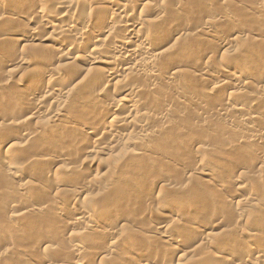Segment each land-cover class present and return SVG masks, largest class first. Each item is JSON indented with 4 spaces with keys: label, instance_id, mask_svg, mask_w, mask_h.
Segmentation results:
<instances>
[{
    "label": "rangeland",
    "instance_id": "374dc122",
    "mask_svg": "<svg viewBox=\"0 0 264 264\" xmlns=\"http://www.w3.org/2000/svg\"><path fill=\"white\" fill-rule=\"evenodd\" d=\"M5 1L3 3H1L2 2L1 1L0 5L11 7V8L17 6L16 3H14L15 1L17 2V0L15 1L5 0ZM117 1L120 3H123L124 0H117ZM165 1L167 0H164L161 2L167 3V6L164 3H162L164 4L162 6H166V10H167L166 13H168L169 15H172L174 17V15L176 14L175 17L177 16V18L175 17H174L175 19L173 18L175 20V21L173 20L174 21L173 23H175V26L177 23V27L179 28V30L184 29L183 33L185 30L187 32L191 31L192 29H194L197 25L201 24L202 22H205L206 20L207 21L212 20L210 19L211 17L220 15V14L228 15L230 17L229 18L230 20L217 23L215 27L210 28V30L214 32L216 31L215 33H218V35L222 37L232 38L236 36H239V37L241 36L240 40L241 39L246 40V37L245 39L243 38L244 35L247 36L251 34L249 37L250 39L251 36H254L255 34L257 35L258 32H260L259 34L260 36H262L264 33V29L262 28L264 27V15L263 14L261 15L258 12H256L255 14V12L252 13L251 11L249 12V10L245 9V5L251 4V6H254V5L257 6V5H260V3L262 4L263 0H179L180 2L178 0H176V2H173L171 0L169 1V3ZM170 2L171 3L173 2V3L171 4ZM176 3H180V5L177 7L175 6ZM159 4L161 6V3ZM89 5H90V1H89ZM146 14L149 20H152V19L154 20L153 16H151L152 15L151 13H150L151 15L148 13ZM136 16H134L133 18H136ZM109 20L110 21L105 22V24L109 25L112 18H110ZM0 26H1L0 29L3 32L4 28L2 27H6V23L0 22ZM170 26L169 27L167 26V27L171 28L169 31L173 30L171 31L172 33L171 32L167 33L168 29H165L164 33L167 34V36H165V34L163 33L161 34V37L166 38V39L163 40L162 38H159L158 42L160 44L158 46H161L164 44L161 47V49H167V48L173 47L174 45V48H176L178 47L179 44L181 45V43H184L182 41H185V46H186V47L184 46L181 48V50L183 48L185 49H183L180 53H174V50H171L168 52L167 55L168 57H170V60L167 61L166 64H168V66H170L171 68L181 66V69H183L184 72L192 71V66L194 64L202 61L203 59L202 57L204 55H206L207 53H209L210 51L218 47L216 40L206 39L201 36L195 37V36L190 35L188 37H185L186 39L184 38L181 41L177 42V40L174 39L172 34L175 33L176 29L178 28H175L174 24ZM172 28H175V29H172ZM260 28L263 31L258 30ZM15 29L22 32L23 30L26 29V27H24L19 22L17 26H15ZM259 35L257 37L255 36L254 38L257 41L255 40L252 41V38L250 40L247 39L244 42L243 40H241V42L236 41V43H234V45L236 46L234 47L233 51L230 50V52L232 53H230L229 51H226L227 49L224 50L220 48L218 54H216L215 55L216 57H214L213 59L214 62L209 60L211 62L210 69H211V73L213 74V77L201 79L194 75L189 76V74L185 72L183 73V76H181V78L179 77L178 79L173 80V81H165L162 79H155V78L153 79V77L151 78L148 75L149 72L146 71L145 74L147 75L146 77L147 81L150 79L152 80L153 84H155L151 90L148 87H147L148 89L144 88L145 86H148L146 82V78H143L142 80L139 78H138L139 80L134 79L135 82L133 81L134 84L132 83V85H135L136 81L138 80L137 83L142 86L141 87L142 93L139 97H142V99H144L143 104H145V106L141 105L142 107L140 106L138 109H134V112H135L136 110H140L141 108L140 111L135 112L136 113L135 116L139 115L138 117H136L138 123L141 120L140 118L141 113L149 112L151 116L157 114L156 116H153V117H157L158 115L163 113V110L165 108H168L171 111V113L168 112V115H167L168 117H166V119L168 118L167 123L169 126L168 125H166V127L164 126L162 130L159 127H163V125L161 126L160 124V126L157 127V125L159 124H157L155 120H152V121L148 120V122L147 121L144 122L145 126L147 127V128L144 127V129L146 128L149 134L152 133L151 134L152 137H150L149 140L147 139L144 142L143 146L144 147L146 146L145 148L143 146L142 147L140 146V148L139 146L134 147V145H131L132 143H130V145L129 144L125 145L126 143L124 141H121V143L118 144L120 148L116 146L115 149H113L107 155L103 153H97V154L90 155L88 158V161H84L85 163L82 164V168H81L82 173H79L78 176L76 175L73 176L74 175L73 173V175H71L69 178L68 176L66 177V175H69L72 173L67 174L65 171V168L68 165L76 166L77 163L74 161V159L72 160V162L67 161L66 163L64 161L63 163H65V165L63 163L62 164L58 163L60 166L59 165L55 166L53 163L47 164L44 161L42 163L40 162L42 160L40 161L36 160L46 154L55 155L56 151H58L57 146L60 147V142L63 144V142H65L64 140L66 139H67L66 141L67 143L65 142L64 145L69 143V146H70L72 139L70 138L71 140L70 139L68 140L69 133L66 134L65 127L60 128L61 130L59 128H55V130H53L54 128L53 129L49 128L47 127L48 125H45L46 126L45 127L44 125H42L46 123L45 121L46 118L44 116L43 117L45 119H41L39 121L32 120L30 122L29 121L30 119H29L28 120L29 122H24L23 124L24 126H22V124L20 123V121L24 120V118L30 116L29 115L30 113L28 112L29 111L28 109L30 108V106L26 104L25 105L19 104L20 103L19 99L25 96H29L31 100H28V101H30L31 103H36V101L40 100L39 99L40 95L35 94L34 96H30V94H28L27 86L31 82L30 81L31 79L29 78V74L21 69L18 70L15 67H10V64L8 62L16 58L18 54L20 55V52L21 53L24 52L25 49L28 48L30 45L24 46L25 44L23 43L21 46H24V47L17 46V47H12L9 50L8 48L6 49V46H0V85H2L1 87H3V89L0 87L1 88L0 89V114H1L0 115V264H48V263H52V264L69 263L70 264L71 262H75L79 260L78 259L79 257L73 256V255L71 256L72 253L69 254L68 256V254L64 252V250L69 249V248H66V246L69 247L67 245L69 243L62 244L64 241H68L72 239L75 234L74 232H79L78 229L77 231H75L76 228L79 227V225H76L75 227H71L66 224H63V223H68L71 221L73 217V213L75 214L76 207L78 205L83 206L86 209L87 208L88 209L90 208V210L94 209V210H91V213H93L94 216L96 215L95 219L97 222L101 221L100 223H98L99 226L100 227L105 226L107 227L108 231H111L113 229V231L118 233L116 237L119 238V236H121V238L118 239V242H120L122 247L125 246L124 248L126 250L127 249L129 250V248L130 249L133 248L134 250L136 249L135 251L138 250V251L143 252L144 254L146 253V255L148 254L147 255L148 257L152 259L154 257L153 262L156 264H166V263L167 264H184V262L181 263V261L177 257L173 259V257L169 255L170 254L168 252L169 247H167V245L165 244L163 245L162 242L157 241L158 240L157 238L156 240L155 239L148 240L149 239L148 237L150 238L151 237L153 238V236L154 238L156 237L155 235L152 234L153 230L156 227H159V226L163 227L164 225V226H168L171 230L172 228H175L176 226L175 224L177 223L176 221H179L180 219H182V216H184L185 214L195 215L197 214L196 212H206V213L208 212L207 214L209 216L212 214L214 215V217L216 216L218 217V216H221L223 212H224L223 214H226L225 213L226 211L224 210L228 209L230 211L227 210L228 211L227 213L232 215L234 214V212L231 210L232 208L229 205L226 207L227 204H233L237 202L239 199L243 198V196L247 197V196H250V194H255L257 195L258 198H261V194L259 193H262L264 189L263 190H259V189H261L262 187L260 186L264 184L263 182L264 172H262L263 175L260 173L261 171H259L258 169L260 166H258L257 164L258 162L257 159L259 156L264 157L263 155L264 147H255V149H253L252 152L248 153L247 149H243L241 147L239 149V146L237 144L238 139L241 136L244 137L245 134L246 135L250 134V131L248 130L247 126H249V129L252 128V126H254L252 129H260L264 127V81H262L261 83V81H259V78L249 79L247 78V74H246V73H251V74L253 73L256 76L260 75L261 77H264V35L262 37H260ZM1 38L2 37L0 36V39ZM161 39L163 40L162 42H161ZM22 48L24 51L21 50ZM29 48L31 49V47ZM236 48L238 50H236ZM184 50L187 51L188 54ZM210 55L211 53H209L207 56L209 57ZM204 60L206 59H203V61ZM32 66H33L32 69L34 70L38 69V72L39 70H41V66L40 67L37 65H32ZM79 67L83 68L84 66L82 64H79L78 68ZM244 67L245 68L247 67V68L245 69ZM230 69L231 70L236 69L237 71H239V73H241L240 75L242 76L240 77V80L245 83L244 85L246 87V90H244L245 92L243 91V94L237 93L238 90L235 87H233V85L232 86L229 85L226 90H223L221 95L215 96V94H213V90H215L216 83L218 81L217 78L215 77L216 74L221 72V70L227 71ZM243 69L245 71H243ZM7 70L8 71L12 70V71L8 72ZM241 70L243 73L241 72ZM75 72L76 74H74ZM81 73L82 72H80L79 70L77 72V70L74 71L73 69V71L70 73L73 75L72 76L69 75L71 76V78H73V79H70L69 81L72 84H68V85L72 87L75 84L79 83L81 81L79 79L82 78L80 77L82 76ZM189 73L193 74L191 72ZM77 74L78 75L81 74V75H79V77L76 78L75 75ZM121 76H124V74H121ZM3 77H6V78H3ZM190 77H193V78H190ZM131 78L133 79L132 76H130V79ZM74 79L75 81H73ZM118 79L120 78L118 77ZM262 79L264 80V78ZM2 81L4 82V84H2L3 83ZM71 87L69 89H71ZM117 91H118V94L116 93ZM120 91L121 90L117 88V90L113 92V95L108 94V97H110L109 95H111V97L113 98L115 94L117 95H115L114 98L116 96H118V98H120V96L124 97V94ZM204 91L208 93L212 92V95L214 96L208 97L207 95L203 94ZM121 93L122 95H120ZM245 93L247 94L244 95ZM257 93L259 94L257 95ZM236 96L238 98L234 101L233 98H236ZM253 96L255 97L258 96L257 100L255 99V97L251 99V97ZM107 98H104L105 99L104 100L105 102L103 101L104 103L107 102L106 101ZM229 98L231 100L233 99L234 102H238L246 106L248 114H251L254 117H256V119H254L255 121L253 120L254 121L253 125L248 124V125L241 126V127L238 126L236 122L237 120L239 121V119L240 120L247 119L245 118V115H246L245 113L231 112V114L235 115V117L233 116L234 117L233 119V117L231 118L230 117L231 115H230L229 118H227L228 120L226 118L224 119L222 117H219V115L217 116L216 111H220L219 108L221 109L223 107L222 105L225 103L224 99H229ZM255 100H256V103H255ZM16 101L19 102L18 103L19 105L16 104L17 103ZM46 105H47L46 106L47 109L49 108V109L55 110V109L60 108V105L54 104V102L47 103ZM123 107L125 106H121L122 109L121 108L119 109L121 110V112L119 111V113H123L122 111L125 109V108L123 109ZM145 108L147 111L145 110ZM248 108L250 109L248 110ZM68 112H70V110ZM67 114L69 115L71 113H67ZM85 114L79 113L78 122L77 124H75V131L76 129H78L77 132L80 131V128L82 126L80 125L81 122L79 119L82 118L83 120L86 116ZM5 119L8 120L9 122L13 121L14 124L15 122L20 123V125L19 126L16 125L13 127L10 125L11 126L10 127L7 125V122L3 121ZM42 120H44L43 121L44 123L41 124ZM101 120H100V123L101 124L103 123L102 126L108 125L109 123L108 120H104V119H101ZM2 122L3 124H1ZM211 122L212 123L214 122L213 123L214 127L212 126ZM228 122L229 124L230 123L231 124L228 125ZM144 123H142L141 125L144 126ZM38 124L40 126L42 125L43 127H45V129L42 131V134L36 138V140L28 141L22 137L23 136L22 133L24 132V129L30 130ZM231 125H234V126H231ZM21 126L22 127L26 126V127L22 128ZM29 126H31V128H27ZM189 126L190 127L193 126V127L190 128ZM199 127L201 130L199 129ZM227 127L228 129H226ZM46 128L50 129L49 131L51 132L45 131L47 130ZM134 130H132L134 132L133 134L136 135L137 131H134ZM57 131H58V134L56 133ZM222 131H225V132H222ZM231 131H233L234 133ZM54 132L57 137L53 141L54 143H52L51 141V144H50L48 143L49 141H46V140ZM61 133H63V135ZM123 133L125 136L130 135L132 138H134L133 135L129 134L127 131ZM131 137H126V140L131 139ZM40 141H42L43 143ZM130 141H126V142L129 143ZM28 142H30L31 144ZM232 142L237 145L232 144ZM227 143L228 145H226ZM53 144L54 145L56 144V145L53 146ZM229 144L233 146L231 147ZM32 145H35L34 146L35 148ZM64 145H62V147L66 146ZM74 147H75L74 145L73 147L72 145L70 147H68V145L66 146L67 149L72 148L73 150L75 149ZM202 147H206L208 150L206 149L201 150ZM141 148L144 151H141ZM217 149L220 150L221 152L220 151L217 152ZM131 153H134L135 155ZM33 155H37L36 156L37 158L35 157V160H34ZM91 157L95 158L93 161L94 162L93 164H90L92 163V161H90ZM196 157H200L202 161L200 164L202 166V170H205L204 171L205 173H210V174L212 173L215 175L217 174V176L220 178L221 185L224 186V189L222 191L220 189L217 190V188H215L214 185H203L202 181L200 182L198 180H195V179H199L202 176H194L196 178L192 179L191 168L195 164L194 159H197ZM36 161L39 164L42 163L43 165L42 164L38 166L35 165L34 163H36ZM117 162H120V163L117 164ZM16 165L21 166L23 170L22 169L20 170L21 173L19 174V176H17L18 177L17 179H13V178L11 179V177L7 176V174L4 171H6V168L8 166L16 167ZM57 166L60 170L57 169ZM62 166H63V169L61 168ZM121 166L122 168H120ZM23 167H26V168H23ZM257 171H259V173ZM253 172L254 174L256 172L257 176L261 174L262 179L260 178L259 180L260 175L258 179H257V176L254 177V175L251 174ZM80 174H81V177H80ZM242 174L247 175V176H244L245 178L244 177L240 178L242 179L240 181H244L243 184L246 186L241 193L239 192L237 195H234L233 193L235 191L234 185L237 183L236 180H238L239 177L243 176ZM34 175H36L37 177ZM105 177H109V179ZM120 177L123 178L122 181ZM32 178H34L38 182L32 181L33 180ZM243 179H247V181ZM106 180L107 182H105ZM26 182L27 183L30 182L29 184L31 185V188H28V185H29L28 184L24 192L26 193L28 192L27 195H30L28 196L30 197V199L28 197H27L28 199L22 198V196L19 194L20 186H23L22 184H27ZM35 183L36 185H34ZM83 183L87 184V186L86 185L83 186ZM80 186H83V188L86 190L79 193L81 190ZM263 188H264V185H263ZM16 194L19 196L15 197ZM55 196H59V197L61 196L60 198L61 199L63 198L60 203L61 205L58 204L59 209L61 208L60 211L62 210L61 216H60L61 218L58 216H54L55 214H53L54 212L52 210H55V208L51 210L52 212L50 211V208H53V206L56 207L55 204L53 205V203L52 204L50 203V201L53 200V198L55 199ZM222 203H225L226 205L223 204L224 206H222ZM42 204H43L44 212L42 210L43 209L42 207L40 209L38 208L39 213L41 212L40 214L39 213L38 214L42 216H39L38 214H35L33 212H29V213L25 212L27 211V209H32L33 206L39 207ZM48 204H50V206L51 205L53 206L50 208H47L49 206ZM134 204H136V206H134ZM12 206H15V208L17 207L16 208L17 210L15 209L16 211L13 212ZM100 207L102 209H100ZM222 207L224 208L226 207V208L222 209ZM220 209L222 210L220 211ZM136 210L137 211L140 210V211L136 213ZM263 211H264V208L261 210L255 209L253 211L254 212L253 217L256 220V223L260 224V226L262 227H264V212ZM27 215L29 218H27ZM35 215L36 216L38 215V217H36ZM13 216L14 217L17 216V217L14 218ZM12 217L13 219H9ZM55 217L56 218L58 217L59 219L58 218L57 219L62 222L57 223V220ZM104 218L106 220H104ZM173 218L176 219V221ZM11 227L14 229V231ZM6 228L8 229L5 231ZM225 228L226 227L217 229L215 231V233H217L216 236L223 237V235L224 236L227 235V233L225 234L226 231H223ZM242 228L248 229V227H246L245 225ZM9 229L13 231L14 233L7 232L9 231ZM147 229H149L148 234L146 232ZM139 230L141 231L144 230L145 231L144 233H146V236L148 237H144L143 239L139 240L140 233H138L137 235L135 233L136 231H139ZM58 231L60 232V237L62 235L66 237L65 238L62 236V238H64L65 240H62L60 237L59 239L54 238L52 241L56 242V243L53 242L55 243L53 245L55 246L53 247L55 249L52 248L50 250L45 251V249H43L44 246L41 244V242L42 241L44 242V239L49 241L50 240L49 236L54 235L53 233L55 232H56L55 234H57ZM99 232L101 233V231ZM98 233H97V237H96V234L94 233H93L94 237L93 235L91 236V234L87 235L86 238H88L87 239L88 242H86V239L82 240L83 243L85 241V245L88 243L87 244L88 246L86 245V248L89 249L92 253L95 251H98L97 249L100 246H101L100 248H104L102 247V245H100L101 243L105 246L104 243L108 244V241H110L109 240L110 238H108L109 237L108 234L105 235L106 233H101V235H104L106 237L108 236L105 239V237L103 238V236L101 235L98 237V235L100 234ZM170 233H172L175 237L180 236L178 235V233H175L173 230L170 231ZM70 234H73V235H70ZM67 236L69 237L73 236V237L68 239ZM95 237L100 239V240L98 239L99 240L98 243H100L99 245L95 244L97 243L96 241H98ZM188 237L190 238L189 235L187 237L182 236L183 238L182 240L184 241L183 245L185 247H186L185 244L188 245L189 243ZM101 238L105 240L101 242ZM145 238L148 240V242L147 240L143 241ZM60 239L62 240V243H58ZM90 239H92V241L96 239L94 240L95 241L94 243L95 245L93 244L94 246L92 245V243H90L92 242ZM131 239H133V241ZM249 239L250 238L244 239L247 242L246 243L244 241L245 243V244L243 243L244 247H246L248 242L250 243L252 242V239L250 240ZM187 241L188 243H186ZM194 245L197 246V243ZM26 248H29V249L31 248L30 250L32 252L34 251L33 253L31 252V254L33 255V258L31 259L33 260H30L29 258L25 259L24 257L19 256L14 253L15 250L16 251L21 250V249L23 250ZM190 249H192V247L190 248L188 247L187 249L184 248V253H186L187 250L189 251ZM262 249H264V243L261 246L260 250ZM61 252H64L65 254L64 253L61 254ZM69 252L70 251H67V253ZM191 252L192 251H190V253ZM122 253L123 251L120 253L119 251H117V253L110 254L105 258L96 257L94 255L93 256L91 255L92 257L89 256V258H85L84 259L85 261L83 262L84 264H135L132 261V258L127 257ZM190 253H187L191 255V257L188 255L190 258L188 257V260L186 259V262H185L186 264H203V263H207L211 261L210 259H212V258L209 259L210 256H207V254H205L206 256L205 257V256H200L202 254L200 255L196 254L198 256L193 254L194 255L193 256ZM66 255L68 257H66ZM167 255L170 256V258ZM108 257L110 258L109 260H108Z\"/></svg>",
    "mask_w": 264,
    "mask_h": 264
},
{
    "label": "bare ground",
    "instance_id": "6f19581e",
    "mask_svg": "<svg viewBox=\"0 0 264 264\" xmlns=\"http://www.w3.org/2000/svg\"><path fill=\"white\" fill-rule=\"evenodd\" d=\"M4 1L5 0H0L1 3H3ZM87 1L86 0H17V2L16 1L14 2V3H16L17 6L13 7V8L0 5V22L6 23V27H2V28H4V31L2 32V30L0 29V31H1L0 36L2 37L0 39V46H6V49L8 48V50H9L12 47H17V46L18 47H24V46L30 45L29 47H31V49L28 47L24 51L22 48L21 50H23L24 52H22V53L20 52V55L18 54L16 58L12 59L8 63L10 64V67H15L18 70L21 69V70H23L29 74V78L31 79L30 80L31 82L27 86L28 94H30V96H34L35 94L40 95V98H39L40 100L37 99L38 101H36V103H31L30 101H28V100H31L29 98V96H25V97L21 98L22 100L19 99L20 101L17 100L20 103L16 101L17 102L16 104H18V103L21 105L26 104V105L30 106V108L28 109L29 110L28 112L30 113L29 114L30 116H28L29 118L28 117H26L27 119L24 118V120L20 121V123L22 124V126H24L23 125L24 122H29V121L31 122L32 120L39 121L41 119L46 118L47 119V120L45 119L46 123L43 122L44 120H42V122L40 121L41 124L44 123V124H42L44 126L48 125L47 127L52 128V129L54 128L53 130H55V128L60 129L62 127H65L66 134L69 133L68 140L70 138L72 139L70 146L72 145V147H73V145H74L75 149L73 150L72 148H70V149L66 148L67 145H68V147H70L69 143L65 144L66 146L64 145V143L67 141V139H66V140H64L65 142H63V144L60 142V147L57 146L58 151H56L55 155L54 154H51V155L46 154V155H44L41 158L36 159V160L37 161L42 160L40 162L43 163V161H44L47 164L53 163L56 166V165H59L58 163L62 164L64 161L66 163H67V161L72 162V160L74 159V161L78 165L75 163L76 166L75 165L74 166L68 165L70 167L67 166L65 168V171L67 174L72 173V174L66 175V177L68 176V178L71 175H73V173H74L73 176H75V175L78 176L79 173H82V171H81L82 164L85 163L84 161H88V158L90 155L97 154V153H103V154L107 155L109 152H111L113 149H115L116 146L118 148H120L118 146V144H120L121 141H124L126 143L125 145H127V144L130 145V143H132L131 145H134V147H137V146H139V148H140V146L142 147L144 145V142L147 139L149 140L150 137H152V135H151L152 133H150V134L148 133V131L146 129L147 127L145 126L144 122H146V121L148 122V120L149 121L155 120L156 123L159 124V125H157V127L160 126V124H161V126L163 125V127H159L162 130H163L164 126L166 127V125H168V123H167L168 118L166 119V117H168L167 116L168 112L171 113V111L168 108H165L163 110V113H161L157 117H153V116H156L157 114L151 116L150 113L147 112V113H141L140 114L141 120L139 118V120H140L139 123L136 119V117H138L139 115L135 116L136 115L135 112L140 111L141 108H140V110H136L135 112H134V109H138L141 105L145 106V104H143L144 99H142V97H139L142 93V88H141L142 86L139 85L137 83V81L139 79L142 80L143 78L147 77V75L145 74L146 71L149 72L148 75L151 78L153 77V79L154 78L155 79H162L165 81H173V80L178 79L179 77L181 78V76H183V73H185V72H187V74H189V76L194 75V76H197L201 79L213 77V74L211 73V69H210V64H211L210 61L214 62L213 59H214V57H216L215 55L218 54L220 48H222L224 50L227 49L226 51H229V52H230V50L233 51L234 47L236 46V45H234V43H236V41L241 42V40H243V39L240 40L241 36L240 37L236 36V37H232V38L222 37V36L218 35V33H215L216 31L214 32V31L210 30V28L215 27V25L217 23L230 20L229 19L230 17L228 15H225V14H220V15H216L214 17H211L210 19H212V20H209V21H207V20L205 22L201 21L202 22L201 24L198 23L199 25H197L191 31H188L190 33H188L186 30L183 33L184 29L180 28L182 30H179V28L177 27V23H176V26H175V23H173L175 21L174 19L177 18V16L175 17L176 14L174 15V17H175L174 18L172 15H169L168 13H166L167 3L161 2L164 0H124L123 3H120L117 0H87ZM89 1H90V5H89ZM169 1H171V0H167L165 2L169 3ZM172 1L176 2V0H172ZM5 2H7V1H5ZM159 3H161V6ZM162 3L166 4V6H162V5H164ZM179 5H180V3L175 4V6H177V7ZM172 8H174V7H172ZM245 9L249 10V12L251 11L252 13L255 12V14H256V12H258L259 14L264 15V0H263L262 4L260 3V5H257V6H255V5L251 6V4L245 5ZM146 13H148V14L151 13L152 15L151 14L150 15L153 16L154 20L153 19H152L153 21L149 20ZM116 16H118V17H116ZM134 16H136V18H133ZM113 17L115 18V20ZM110 18H112L110 24L109 25L105 24V22L110 21L109 20ZM19 22L24 27H26L25 30H23V31L21 30L22 32L15 29V26H17V24ZM172 24H174L175 28H178V29H176L175 33L172 34L174 39L177 40V42L181 41L182 39H184L185 37H188L190 35L195 36V37L201 36V37L206 38V39L216 40L218 47L209 52V53H211L212 56L210 55L208 57L207 55L209 53H207L206 55L203 54L204 56L202 58L206 59V60L203 61V59L201 58L202 61H200V62L198 61L199 63H196L192 66V71H185L184 72L183 69H181V66L171 68L170 66H168V64H166V62L170 60V57H168V55H167L168 52L171 50H174V53H180L183 49H185V48H183L181 50V48L185 46V41H182L184 43H181V45L179 44L178 47L175 46L176 48H174V45H173V47H170L167 49H161V47L164 44L161 46H158L160 44L158 41H159V38H162L161 34H163L165 32V29H168L167 33L173 31V30L169 31L171 28H168ZM0 28H1V26H0ZM175 28H172V29H175ZM262 28L264 29V27H262ZM258 30L263 31V30H261V28ZM259 34H260V32H258L257 35L255 34L254 36H251L252 41H254V40L257 41L254 38H255V36L257 37ZM250 35H247V36L244 35L243 38L245 39V37H246V40H247V39H249ZM263 35H264V33H263ZM165 36H167V34H165ZM262 36H260V37H262ZM162 39L164 40L166 38H162ZM162 39H161V42L163 41ZM246 40H243V42ZM23 43L25 45L21 46ZM252 43H254V42H252ZM236 50H238V49L236 48ZM185 52L188 54L187 51H185ZM230 53H232V52H230ZM49 55H51V56H49ZM232 55H234V54H232ZM166 56H167V58H166ZM228 57H229V55H228ZM188 58H189V56H188ZM79 64H82L84 67L78 68ZM32 65H37L39 67L41 66V70H39V72H38V69H36V70L32 69V67H33ZM73 69H74V71L77 70V72H78V70H79L80 72H82L81 73L82 76H80L82 78L79 79V80H81L80 82L78 81L79 83H77L71 87L68 84H72L69 81H70V79H73V78H71V76L73 74H70L73 71ZM12 70H9V71L7 70V71L10 72ZM166 70H167V72H166ZM243 71H245V70L243 69ZM189 72H191L193 74H190ZM241 72H242V70H241ZM120 73L124 74V76H121ZM74 74H76V72ZM81 74H79V75H81ZM240 74L241 73H239V71H237L236 69H233V70L230 69L227 71L221 70V72L217 73L215 76L218 81L216 83L215 90H213V94H215V96L221 95L223 90H226L229 85L230 86L233 85V87H235L238 90L237 93L243 94V91L246 90V87L244 86L245 83L240 80V77L242 76ZM246 74H247V78H249V79H253V78L258 79L259 78V81H261V83H262V81H264L262 79L264 77H261L260 75L256 76L253 73L252 74L246 73ZM69 75H71V76H69ZM77 75H75L76 78L79 77V75L78 76ZM130 76H132L133 79L132 78L130 79ZM118 77L120 79H118ZM3 78H6V77H3ZM190 78H193V77H190ZM134 79H138V80L136 81L135 85H132L133 81L135 82ZM73 81H75V79ZM129 82H131V83H129ZM146 82H147L148 86H145V87L143 86L146 89L150 88V90H151L155 85V84H153L152 80L149 79L147 81V78H146ZM2 84H4V82ZM1 86L2 85H0V87ZM3 86H5V85H3ZM70 87H71V89H69ZM244 87H245V89H244ZM1 88L3 89V87H1ZM117 88L121 90L120 92H122L124 94V97L120 96V98H118V96H116L114 98V96L118 94V91L116 92L117 94H115L113 96V98L111 97V95H113V92L116 91ZM122 93L120 95H122ZM201 93H202V91H201ZM247 93H245L244 95H246ZM108 94H111V95H109L110 97H108ZM203 94L207 95L208 97L214 96V95H212V92L208 93V92L204 91ZM240 94H238V95H240ZM258 94L259 93H257V95ZM237 96H236V98H233L234 101L239 97V96L238 97ZM249 96H250V94H249ZM107 97L110 99H108ZM254 97L255 96L251 97V99ZM104 98H107L106 103H104L105 102ZM257 98H258V96L255 97L256 100H257ZM233 99L232 100L230 98L224 99L225 103L222 105L223 107L221 109L219 108L220 111H216L217 116L219 115V117L227 119V118H229L230 115H231L230 116L231 118L233 116L235 117V115H232L231 112L245 113L246 114L245 118H247V119H245V120L239 119V121L235 120L237 122L238 126L241 127V126H245L248 124L253 125V123L255 121L254 119H256V117H254L251 114H248L246 106H244L243 104H240L238 102H234ZM256 100H255V103H256ZM28 102H30V103H28ZM52 102H54V104L60 105V108L55 109V110L49 109V108L47 109L46 104L52 103ZM16 104H14V105H16ZM121 106H125V107H123V109L125 108L122 111L123 113H119V111L121 112V110H119L121 108ZM23 108H24V106H23ZM26 109H27V107H26ZM249 109L250 108H248V110ZM69 110H70V112H68ZM145 110H146V108H145ZM67 113H71V114L68 115ZM75 113H77V114H75ZM79 113H83V114L86 113L85 114L86 116L83 120H82V118L79 119L81 122L80 125L82 126L80 128L81 132L80 131L77 132L78 129H76V131H75V124H77V122H78ZM41 117H43V118H41ZM234 117H233V119H234ZM101 119L108 120L109 121L108 125L102 126L103 123L102 124L100 123ZM3 121L7 122L8 126L11 125L12 127L16 126V125H18V126L20 125V123L15 122V124H14L13 121L9 122L6 119ZM235 121H233V122H235ZM101 122H102V120H101ZM209 122H208V124H209ZM229 122H231V121H229ZM229 122H228V125L231 124V123L229 124ZM36 123H38V122H36ZM142 123H144V126L141 125ZM213 123H212V126H213ZM1 124H3V122ZM42 125L40 126L38 124L30 130L24 129V132L22 131L23 132L22 137L28 141L29 140H36V138L42 134V131L46 127V126L43 127ZM231 126H234V125H231ZM231 126H229V127H231ZM25 127H22V128H25ZM144 127H146L145 128L146 130L144 129ZM191 127H193V126H191ZM247 127H248V130L250 131V134L249 135L245 134L244 137L239 136L240 138L238 139V143L236 142L237 140L235 139L236 140L235 142L238 144L239 149H240V147L243 149H247V151L249 153V152H252V150L255 149V147H264V144H262V143H264V127L260 128V129H252L254 126H252V128H250V129H249V126H247ZM27 128H31V126H29ZM124 128H126V129H124ZM202 128H203V126H202ZM130 129H132V130L135 129L134 131H137L136 135H134L133 134L134 132ZM161 129H159V130H161ZM199 129H200V127H199ZM226 129H228V127ZM49 130L50 129H47L45 131H49ZM128 130H130V131H128ZM125 131H127L129 134H132L134 138H132L130 135L125 136L123 133ZM49 132H51V131H49ZM61 132H63V131H61ZM222 132H225V131H222ZM231 132H233V131H231ZM56 133L58 134V131ZM61 134L63 135V133H61ZM56 137L57 136L54 132L46 141H49L48 143H50V144H51V141H52V143H54L53 141L55 140ZM126 137H131V139L126 140ZM38 139H40V138H38ZM61 141H62V139H61ZM126 141H130V142L127 143ZM40 142H42V141H40ZM28 143H30V142H28ZM32 143H33V141H32ZM61 144L64 145L65 147H62ZM232 144L237 145L233 142H232ZM55 145L53 144V146H55ZM226 145H228V143ZM229 145L231 146V144H229ZM32 146L34 147L35 145H32ZM123 148H124V146H123ZM205 149L208 150L206 147L201 148V150H205ZM227 149H228V147H227ZM29 151H31V150H29ZM141 151H144V150H142V148H141ZM218 151H220V150L217 149V152ZM134 153H131V154L135 155ZM248 155H250V154H248ZM33 156H34V160H35V157L37 155H33ZM5 157H7V156H5ZM196 158L197 159H194L195 164L191 168L192 179L196 178L194 176H202L199 179H195V180H198L200 182L202 181L203 185H214L215 188H217V190L220 189L222 191L224 189V186L221 185L220 178L217 176V174L215 175L212 173L211 174L205 173L204 172L205 170H202V166L200 164L202 162L200 157H196ZM94 159L95 158L91 157L90 161H92V163H90V164L94 163L93 162ZM37 161H36L37 164L34 163L35 165L38 166V165L42 164V163L39 164ZM257 161H258L257 162L258 166H260L258 169H259V171H261L260 173L262 174V172H264V157L259 156ZM118 163H120V162H117V164ZM63 164L65 165V163H63ZM117 164H115V165H117ZM13 165H15V164H13ZM236 166H237V164H236ZM23 168H26V167H23ZM61 168L63 169V166ZM120 168H122V166ZM21 169H22V167L18 166V165H16V167L8 166L6 168V171H4V172L7 174V176L11 177V179L12 178L17 179L18 178L17 176H19V174L21 173V171H20ZM57 169H59L58 166H57ZM140 170H141V168H140ZM259 171H257V172L259 173ZM31 173H33V172H31ZM63 173H65V172H63ZM55 174H57V173H55ZM251 174H253L254 177L257 176L256 172H255V174H254V172ZM261 174H259L260 177H259V175L257 176V179L259 177V180H260ZM242 175L243 176L239 177V179L236 180L237 183L234 185V187H235V191L233 192L234 195H237L239 192L241 193L246 186L243 184L244 181H240V180H242L240 178L247 176V175H245V174H242ZM34 176H36V175H34ZM109 176H111V175H109ZM248 176H250V175H248ZM80 177H81V174H80ZM114 177H116V176H114ZM105 178L109 179V177H105ZM32 179H33L32 181L38 182L34 178H32ZM65 179H67V178H65ZM122 179L123 178H121V181H122ZM200 179H202V180H200ZM61 180H63V179H61ZM117 180H119V179H117ZM243 180L247 181V179H243ZM40 181H41V179H40ZM64 181H66V180H64ZM262 181H261V183H262ZM105 182H107V180ZM113 182H114V180H113ZM29 183L22 184L23 186H20V188H19V191H20L19 194L22 196V198H27L28 196H30V195H27L28 192L27 193L24 192ZM85 183H86V181H85ZM103 184H105V183H103ZM259 184H260V182H259ZM34 185H36V183ZM85 185L87 186V184L83 183V186H85ZM263 185L260 186L262 188L259 190L264 189ZM39 186H41V185H39ZM83 186H80L81 190L79 193L86 190L83 188ZM42 187H44V186H42ZM28 188H31L30 184L28 185ZM100 191H101V189H100ZM103 194H104V192H103ZM259 194H261V198H258L257 195H255V194H250V196H247V197L243 196V198L239 199L237 202H235L233 204H227L226 205L225 203H222V206H224L223 204H225L226 207L229 205L232 208L231 210L234 212V214H232L233 216L227 213L230 210L227 209L228 210L227 211L225 209L226 207L225 208L222 207V209L223 208L225 209L224 211H226L225 213L227 215L223 214L224 213L223 212L221 214V216L214 217V215H212V214L209 216L207 214L208 212L207 213L206 212H196L197 214H195V215L190 214L191 216L185 214L184 216H182V219L179 220L180 222L176 221V219L173 218L177 223L175 222L176 226H175V228H172L171 230L168 226H164V225H163V227L162 226L156 227L154 229L155 231L151 228L153 230L152 234L156 236L155 238H154V236H153V238L146 236V233H144L145 232L144 230L143 231L139 230L141 232L136 231L135 233H136V235L138 233H140L141 237L139 236V240L143 239L144 237H148L149 238L148 240H150V239L156 240V238H157L158 239L157 241H160L163 243V245L165 244V245H167V247H169L168 252L170 253L169 255H171V257H173V259L177 257L181 261V263L184 262V264H186L185 263L186 259L188 260V257L189 256L191 257V255L187 254V253H190V251H192L190 253L192 255L193 254L194 255L202 254L200 256H205V254H207V256H210L209 259L212 258V259H210L211 261L208 260L209 262L203 263V264H264V249L260 250L261 246L264 243V227H262V226H260V224L256 223V220L253 217V213H254L253 211L255 209L261 210L264 208V190L262 193H259ZM16 196H19V195L16 194L15 197ZM60 197L55 196V199L53 198V200L50 201V203L51 204L53 203V205L55 204L56 207H54L53 205L50 206V204H48L49 206L47 207V208H50L53 206V208H50V211L55 208V210H52V211L54 212L53 214H55L54 216H58V217L61 216V212H62V210L60 211L61 208L59 209V207H58V204H60L61 200L63 199V198L61 199ZM28 198L30 199V197H28ZM97 203H98V201H97ZM136 204H134V206H136ZM139 205H140V203H139ZM41 207L43 208V204L39 207L33 206L32 209H27V211H25V212L26 213L33 212L35 214H38L39 213L38 210ZM16 208H15V206H12L13 212L17 210ZM87 209L83 206L78 205L76 207V212L74 211L75 214L73 213V217H72L71 221L68 223H63V224H66L68 226H71V227H75L76 225H79V227H77L75 230V231H77V229H78L79 232H74L75 233L74 237L71 236V237H73L72 239H70L71 237H69V236L73 235V234H70L69 236H67V238L70 240L67 239L68 241H64L62 243V240H65L64 238H62V236L63 237H65V236L62 235L60 237V232L59 231L57 232L58 235L55 234L56 233L55 232V233H53L54 235L49 236V238H50L49 241L44 239V242L43 241L41 242V244L44 246L43 249H45V251H46V250H50L53 247H55L53 245L56 242L52 241V240L54 238L59 239V237H60L62 240L60 239L58 243H62V244L69 243V244H67L69 247L66 246V248H69V249L64 250L62 248L64 250V252L66 254H68V256H69V254L72 253L71 256L73 255V256L79 257L78 258L79 260H77L75 262H71L70 264H84V262H83V261H85L84 259L89 258V256H91V255L92 256L94 255L96 257L105 258L110 254L117 253V251H119V253L123 251L122 254H124L127 257L132 258V261L135 264H156L153 262L154 257L152 259V258L148 257L147 256L148 254L146 255V253L144 254L143 252L138 251V250L135 251L136 249L134 250L133 248H132L133 250L130 248H129V250L128 249L126 250L124 248L125 246L122 247L120 242H118V239L121 238V236H119V238L116 237V235L118 233L113 231V229L111 231H108L107 227H105L104 225H103L104 227H100L98 223H100L101 221L98 220L100 222H97L95 219L96 215L94 216V214L91 213V210H94V209H91V210H90V208L88 210ZM100 209H102V208L100 207ZM222 209H220V211ZM42 210L44 212V208ZM89 210H90V212H89ZM250 210H251V212H250ZM139 211L136 210V213ZM198 211H199V209H198ZM232 211H231V213H232ZM146 213H147V211H146ZM48 214H49V212H48ZM38 215L37 216L35 215V216L38 217ZM39 216H42V215H39ZM13 217L9 218V219H13ZM15 217H17V216H15ZM127 217H129V216H127ZM27 218H29L28 215H27ZM57 218H56L57 223L62 222V221L58 220L59 218L58 219ZM51 219H52V217H51ZM104 220H106V219L104 218ZM104 223H106V222H104ZM244 225L246 227H248V229L242 228ZM7 226H9V225H7ZM222 227H226L223 231H226L225 234L227 233V235H225V236L223 235V237L222 236H216L217 233H215V231L219 228H222ZM7 229L8 228H6L5 231ZM56 230H57V228H56ZM148 230L149 229H147V231H146L147 234H148ZM172 230L175 233H178V235H180V236L175 237L172 233H170V231H172ZM13 231H14V229H13ZM13 231H11L9 229V231H7V232H13ZM99 231H101V233H106L105 235H107V234L109 235V237L108 236L107 237L110 238L109 239L110 241H108V244L104 243L106 247L102 243L101 244L98 243L100 239L96 238V237H97V233ZM93 233L96 234L95 238L97 240L99 239L98 241H96L98 244L95 243V241H94L96 239H94L93 241H92V239H90L92 242H90V240H89V242L92 243V245L94 243L96 245L100 244L104 248H100L101 247L100 246L99 247L100 250L98 248L97 249L98 251H95L92 253L89 249L86 248V245L88 243L85 245V241L83 243L82 240L86 239V242H88L87 241L88 238H86L87 235L91 234V236L93 235V237H94ZM101 233L98 235V237L101 235ZM49 234H51V233H49ZM188 235L190 236V238L188 237L189 243L187 241L186 243H188V245L185 244L186 245V247H185L183 245L184 241L182 240L183 239L182 236L187 237ZM101 236H103V238L105 237V239L107 238L104 235H101ZM83 237H85V238H83ZM137 238H138V236H137ZM245 238L252 239V242L251 243L248 242L246 247L243 246L244 241L246 242V240H244ZM105 239L101 238V242L104 241ZM131 240L133 241V239H131ZM145 240H147V239L145 238L143 241H145ZM148 240H147V242H148ZM45 241H47V242H45ZM53 242H55V243H53ZM106 242H107V240H106ZM151 242H152V240H151ZM196 243H197V246L194 245ZM191 244H193L194 246ZM37 246H38V244H37ZM188 247L189 248L192 247V249H190L189 251L187 250V252L184 253V248L187 249ZM30 249L26 248L23 250L22 249L17 250V251L15 250L14 253L19 255V256L24 257L25 259L29 258L30 260H33V259H31V258H33V255L31 254L32 251ZM53 249H55V248H53ZM57 250H58V248H57ZM67 251H70V252L67 253ZM64 252H61V254ZM68 256L66 255V257H68ZM196 256H198V255H196ZM168 257L170 258V256H168ZM109 259L110 258L108 257V260ZM102 260H104V259H102ZM48 264H52V263H48ZM67 264H69V263H67Z\"/></svg>",
    "mask_w": 264,
    "mask_h": 264
}]
</instances>
